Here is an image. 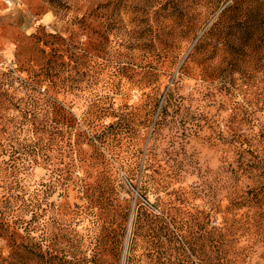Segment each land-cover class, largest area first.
I'll use <instances>...</instances> for the list:
<instances>
[{
	"label": "rangeland",
	"instance_id": "374dc122",
	"mask_svg": "<svg viewBox=\"0 0 264 264\" xmlns=\"http://www.w3.org/2000/svg\"><path fill=\"white\" fill-rule=\"evenodd\" d=\"M231 2L223 5L207 28ZM115 4L116 0H0V77L11 73V91H19L22 81L32 80L50 59L61 56L59 61L67 64L66 89L47 86L48 94L78 123L89 115L94 102L115 114L102 119L101 124L117 121L122 111L132 122L128 131L111 140L121 151L119 156L102 147L111 163V186L116 189L113 201L98 200L97 172L102 166L95 160L93 148L84 145V163L74 176L81 182L67 191L56 187L47 202L40 199L38 235L42 236L46 227L54 236L59 222L64 223L70 238L85 244L82 255L89 264H123L125 257L126 264H151L156 241L151 233L135 226L146 205L143 194L147 189L149 208L157 214L171 209L184 228L194 224L195 243L188 248L189 257L195 261L204 252L209 259L210 230L219 218L213 207L220 200L222 207L226 205L229 190L226 141L232 130L246 128L242 114L237 111L233 120L231 97L207 89L209 82L201 79L195 62L188 57L191 46L180 63L182 71L177 70L168 89L183 97L191 93L192 102L184 111H165L167 90L163 83L154 123L148 127L143 122L149 108L148 88L143 75L132 70L134 58L142 54L132 33L133 8L119 10ZM96 92L101 101H95ZM212 93L216 95L214 104ZM220 132L223 135L218 137ZM52 158L54 168L63 167L59 151L52 153ZM53 169L31 168L32 184L42 192L51 189L57 181ZM63 206L79 214L73 223L70 215L65 218L62 214ZM202 221L204 228L196 224ZM247 222L251 232L239 243L232 242V250L241 252L240 264H264V228L254 233L253 222ZM99 235L107 236L105 243L101 244ZM70 245L58 247L73 251ZM172 253L179 254L178 250Z\"/></svg>",
	"mask_w": 264,
	"mask_h": 264
},
{
	"label": "trees",
	"instance_id": "16d2710c",
	"mask_svg": "<svg viewBox=\"0 0 264 264\" xmlns=\"http://www.w3.org/2000/svg\"><path fill=\"white\" fill-rule=\"evenodd\" d=\"M227 1L116 0L119 10L133 8L132 33L142 54L134 58L132 70L143 75L148 88L149 108L143 121L148 127L154 123L163 83L167 90L165 111H184L192 102L191 93L183 97L168 89L191 46L187 55L195 62L201 79L209 82L207 89L230 96L234 101L233 120L240 111L246 127L232 130L226 141L230 152L229 190L226 205L222 207L220 200L213 207L219 218L210 230L209 259L204 252L195 261L189 257L188 248L195 243L194 224L184 228L171 215V209L157 214L149 208L145 189L146 205L135 226L151 233L156 241L151 264H240L242 254L237 249L234 252L231 243H239L251 232L247 221L253 222L254 233L264 228V0H231L207 28ZM60 59H50L32 80L20 83L19 91L10 89L14 83L10 72L0 77V264H89L82 255L85 244L70 238L64 223L59 222V232L54 236L46 227L43 235H38L40 199L47 202L56 187L67 191L81 182L74 176L84 163V145L93 148L96 156L92 157L102 166L97 172L98 200L109 203L116 193L111 186V163L102 147L119 156L121 151L111 145V140L131 128L132 122L122 111L117 121L101 124L102 119L115 114L94 102L89 115L78 123L48 94L47 86L66 89L67 64ZM93 97L101 101L97 92ZM211 97L212 104L216 103V95L212 93ZM222 135L220 132L218 137ZM216 142L218 145V139ZM55 151L62 156L63 167L54 168ZM65 159L68 161L63 163ZM40 166L54 168L57 176L51 189L44 192L31 182V168ZM62 214L65 218L70 215L72 223L79 215L64 206ZM196 224L205 227L203 221ZM99 237L101 244L105 243L107 236ZM64 243L71 244L73 251L58 247ZM177 250L176 257L172 252Z\"/></svg>",
	"mask_w": 264,
	"mask_h": 264
},
{
	"label": "water",
	"instance_id": "95a60500",
	"mask_svg": "<svg viewBox=\"0 0 264 264\" xmlns=\"http://www.w3.org/2000/svg\"><path fill=\"white\" fill-rule=\"evenodd\" d=\"M183 63H184V61H183ZM183 63H182V64H183ZM129 237H130V235H129ZM125 262H126V258L124 259V263H123V264H125Z\"/></svg>",
	"mask_w": 264,
	"mask_h": 264
}]
</instances>
